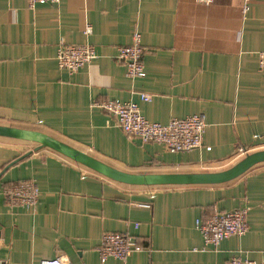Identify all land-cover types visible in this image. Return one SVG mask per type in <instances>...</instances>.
<instances>
[{"label": "crops", "instance_id": "0c3cea01", "mask_svg": "<svg viewBox=\"0 0 264 264\" xmlns=\"http://www.w3.org/2000/svg\"><path fill=\"white\" fill-rule=\"evenodd\" d=\"M134 29L145 75L130 78L115 55ZM61 43H90L98 56L70 73L56 61ZM260 50L264 0H250L246 11L242 0H0V124L42 131L128 172L223 170L264 149ZM140 92L151 99L141 101ZM106 99L138 102L145 118L162 124L201 113L203 144L170 152L132 138L91 106ZM33 143L0 136V172L9 164L0 174V263H264V162L222 183L129 185ZM30 178L39 188L34 212L4 195ZM236 208L247 211V231L206 246L195 221ZM104 231L127 233L140 247L101 261Z\"/></svg>", "mask_w": 264, "mask_h": 264}, {"label": "built area", "instance_id": "2783aa9c", "mask_svg": "<svg viewBox=\"0 0 264 264\" xmlns=\"http://www.w3.org/2000/svg\"><path fill=\"white\" fill-rule=\"evenodd\" d=\"M29 5L35 3L57 2L59 0H27ZM209 4L214 0H196ZM250 0H242V10L246 11ZM86 26L85 32H89ZM145 47L141 43V34L134 29L130 34L128 44L118 46L115 59L125 65V73L130 78L145 75ZM98 56L95 47L90 43L65 44L58 46L56 61L60 68L70 73L76 72L83 65L93 61ZM258 66L264 68V50L258 52ZM151 94L140 92L141 101L151 99ZM91 106L98 107L110 113L121 130L141 142H156L170 152H184L201 147L205 130V118L201 113H193L180 118H171L162 124L150 121L141 113L138 102L120 101L118 99L94 100ZM8 203L19 206L26 211L34 212L37 208L39 188L34 178L19 180L4 189ZM245 208L233 210L212 209L204 220L197 219L195 225L199 229L203 243L208 246L217 244L231 235H242L248 229ZM137 226L138 224L135 223ZM135 239L127 233L104 231L98 246L99 258L105 261L109 257L124 260L132 250L139 248ZM2 264V263H0ZM40 264H70L63 256L43 259ZM227 264H264L255 260L233 256Z\"/></svg>", "mask_w": 264, "mask_h": 264}, {"label": "water", "instance_id": "95a60500", "mask_svg": "<svg viewBox=\"0 0 264 264\" xmlns=\"http://www.w3.org/2000/svg\"><path fill=\"white\" fill-rule=\"evenodd\" d=\"M0 136L34 142L36 143L34 149L42 147L50 148L107 178L129 185H189L222 183L241 175L252 166L264 162V149H259L247 152L233 165L214 172H128L113 167L81 149L39 130L0 124ZM29 153L30 152H27L21 157ZM8 166L9 164L1 170L0 174Z\"/></svg>", "mask_w": 264, "mask_h": 264}, {"label": "rangeland", "instance_id": "374dc122", "mask_svg": "<svg viewBox=\"0 0 264 264\" xmlns=\"http://www.w3.org/2000/svg\"><path fill=\"white\" fill-rule=\"evenodd\" d=\"M34 144V143H33Z\"/></svg>", "mask_w": 264, "mask_h": 264}]
</instances>
